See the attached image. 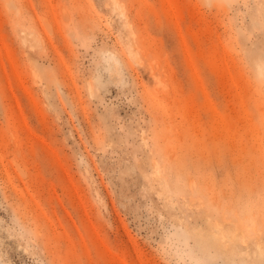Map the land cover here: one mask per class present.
Masks as SVG:
<instances>
[{
	"label": "rangeland",
	"instance_id": "rangeland-1",
	"mask_svg": "<svg viewBox=\"0 0 264 264\" xmlns=\"http://www.w3.org/2000/svg\"><path fill=\"white\" fill-rule=\"evenodd\" d=\"M0 264H264V0H0Z\"/></svg>",
	"mask_w": 264,
	"mask_h": 264
}]
</instances>
